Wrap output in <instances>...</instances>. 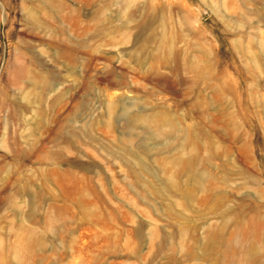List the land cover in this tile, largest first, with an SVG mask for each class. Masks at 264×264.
I'll return each mask as SVG.
<instances>
[{"label": "rangeland", "instance_id": "rangeland-1", "mask_svg": "<svg viewBox=\"0 0 264 264\" xmlns=\"http://www.w3.org/2000/svg\"><path fill=\"white\" fill-rule=\"evenodd\" d=\"M0 264H264V0H0Z\"/></svg>", "mask_w": 264, "mask_h": 264}]
</instances>
